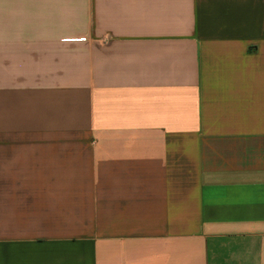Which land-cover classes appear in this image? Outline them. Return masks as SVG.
I'll list each match as a JSON object with an SVG mask.
<instances>
[{"label": "crops", "instance_id": "crops-1", "mask_svg": "<svg viewBox=\"0 0 264 264\" xmlns=\"http://www.w3.org/2000/svg\"><path fill=\"white\" fill-rule=\"evenodd\" d=\"M0 264H264V0H0Z\"/></svg>", "mask_w": 264, "mask_h": 264}]
</instances>
